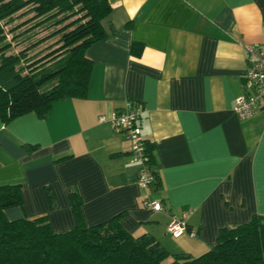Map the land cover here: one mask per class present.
I'll return each instance as SVG.
<instances>
[{"label": "crops", "instance_id": "obj_1", "mask_svg": "<svg viewBox=\"0 0 264 264\" xmlns=\"http://www.w3.org/2000/svg\"><path fill=\"white\" fill-rule=\"evenodd\" d=\"M108 1L106 36L86 50L87 96L55 102L46 117L0 119V184L21 183L24 198L4 214L47 215L65 232L76 225L69 195L77 191L88 226L123 214L129 232H150L171 252L198 256L221 227L264 214V108L247 119L234 110L237 96L254 92L246 46L264 43V0ZM133 43L143 46L140 55ZM135 105L144 108L140 125L155 146L161 185H139L130 141L99 121ZM145 200H162L164 210ZM172 216L187 223L177 237L167 230Z\"/></svg>", "mask_w": 264, "mask_h": 264}, {"label": "trees", "instance_id": "obj_2", "mask_svg": "<svg viewBox=\"0 0 264 264\" xmlns=\"http://www.w3.org/2000/svg\"><path fill=\"white\" fill-rule=\"evenodd\" d=\"M112 7L108 0H0L2 123L29 112L46 117L55 102L87 96L93 64L86 50L106 36L102 20ZM23 13H32L31 18L62 13L75 17L57 30L60 46L40 59L61 54L54 68L36 72L33 67L38 62H28V47L18 54L7 53L11 42L6 27ZM138 45L133 43L131 47L135 55L143 50ZM53 80L57 82L50 89H41ZM26 148L31 152L36 147ZM145 151L147 166L156 176L153 185H161L155 146L147 139ZM46 193L55 208L52 188L46 187ZM69 198L76 225L68 231L56 232L47 215L9 220L4 209L23 205L22 184L1 183L0 264H264V214L256 213L247 222L221 227L216 243L195 256L171 252L150 232L138 235L129 232L121 223L123 214L88 226L81 195L74 191ZM169 258L171 261L166 262Z\"/></svg>", "mask_w": 264, "mask_h": 264}, {"label": "built area", "instance_id": "obj_3", "mask_svg": "<svg viewBox=\"0 0 264 264\" xmlns=\"http://www.w3.org/2000/svg\"><path fill=\"white\" fill-rule=\"evenodd\" d=\"M246 52L245 79L254 89V92L239 95L235 99L234 110L241 119L250 118L257 109L264 108V43L247 45ZM143 113L144 108L141 105L128 106L124 109L114 110L110 115H100L99 121L108 122L114 129L124 133L130 141V161L140 165L138 183L142 188H147L153 185L156 176L146 163L148 157L145 151V138L140 125ZM144 205L155 210H164L160 200H145ZM167 230L176 237L186 232L185 218L172 216L168 222Z\"/></svg>", "mask_w": 264, "mask_h": 264}, {"label": "rangeland", "instance_id": "obj_4", "mask_svg": "<svg viewBox=\"0 0 264 264\" xmlns=\"http://www.w3.org/2000/svg\"><path fill=\"white\" fill-rule=\"evenodd\" d=\"M31 16L32 13H23L19 17H17L13 22L7 25L6 29L8 30V41L11 42V46L7 50V53L18 54L21 50L28 47V62H38L33 67L36 72L52 69L55 67H52L53 60L59 59L61 57H59V55L61 54L58 53L45 60L40 59L45 54L55 50L60 46V34L57 33V30L63 27L64 25L68 24L75 17H69L68 15L63 13L58 15L55 14L50 17L46 15L38 18H31ZM37 26H39V28L41 27V29L43 30L41 31L42 33H38L36 41L35 34L37 30L40 31ZM32 44H34V46L36 44H39V46H37L38 52L36 51V47L34 48V46H31ZM45 50L46 53L43 56L37 58V56ZM24 64L27 65L28 63L24 62ZM50 85L51 84L47 83L46 85L42 86L41 89L44 91ZM170 261L171 258L166 260V262Z\"/></svg>", "mask_w": 264, "mask_h": 264}]
</instances>
